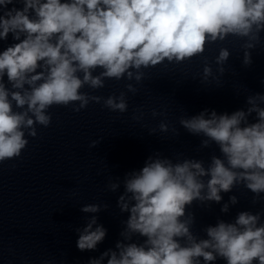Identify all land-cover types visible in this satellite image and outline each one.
<instances>
[{
    "label": "clouds",
    "instance_id": "1",
    "mask_svg": "<svg viewBox=\"0 0 264 264\" xmlns=\"http://www.w3.org/2000/svg\"><path fill=\"white\" fill-rule=\"evenodd\" d=\"M9 35L13 43L0 51V164L21 158L27 137L38 135L37 125L50 126L53 106L79 113L102 103L112 112H127V93L139 92L136 85L148 69L199 57L200 83L219 86L230 50L220 47L214 61L204 53L229 37L242 41V66L251 67L253 51L264 45V0H0V41ZM122 79L129 83L119 95L81 91ZM246 105L231 114L206 108L190 118L182 115L179 125L203 137L200 148L215 144L220 155L213 154L205 166L202 159L173 160L157 152L139 171L126 173L117 200L121 213L129 214L122 222L123 239L87 264H264V210L240 211L232 222L218 220L203 229L206 238L193 232L195 216L189 211L194 202L220 204L221 193L241 186L253 194V205L264 201V93L247 95ZM158 129L167 133L170 124L161 120ZM171 131L179 135L175 127ZM119 186V178L107 185L112 192ZM238 202L229 196L221 212ZM108 207L90 203L80 211L95 214ZM97 219L92 215L83 229H75L79 251H95L104 242L108 230Z\"/></svg>",
    "mask_w": 264,
    "mask_h": 264
}]
</instances>
